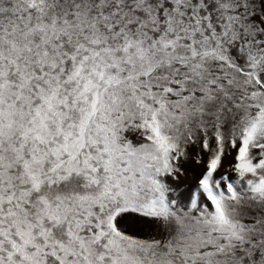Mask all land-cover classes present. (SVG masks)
Segmentation results:
<instances>
[{
    "label": "snow or ice",
    "instance_id": "snow-or-ice-1",
    "mask_svg": "<svg viewBox=\"0 0 264 264\" xmlns=\"http://www.w3.org/2000/svg\"><path fill=\"white\" fill-rule=\"evenodd\" d=\"M0 264H264V0H0Z\"/></svg>",
    "mask_w": 264,
    "mask_h": 264
},
{
    "label": "rangeland",
    "instance_id": "rangeland-1",
    "mask_svg": "<svg viewBox=\"0 0 264 264\" xmlns=\"http://www.w3.org/2000/svg\"><path fill=\"white\" fill-rule=\"evenodd\" d=\"M185 180H186V182H188V183H193V182H194V178H193L191 175L187 176V177L185 178Z\"/></svg>",
    "mask_w": 264,
    "mask_h": 264
}]
</instances>
